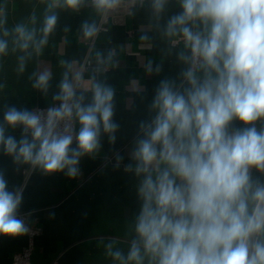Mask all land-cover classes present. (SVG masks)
Segmentation results:
<instances>
[{
  "label": "clouds",
  "instance_id": "clouds-1",
  "mask_svg": "<svg viewBox=\"0 0 264 264\" xmlns=\"http://www.w3.org/2000/svg\"><path fill=\"white\" fill-rule=\"evenodd\" d=\"M11 2L0 0V155L24 182L10 186L0 169V237L33 231L35 210L22 212L33 174L79 180L82 160L100 158L101 172L135 180L138 205L120 237L100 242L106 264H264V0H35L15 20ZM64 14L82 17L79 56L63 55L73 32ZM134 23L132 54L144 76L161 78L118 150L110 79L129 42L112 33ZM50 48L60 56L55 84ZM9 60L17 79L50 96L47 107L9 103ZM165 63L174 74L162 75ZM124 87L135 111L147 88L135 75Z\"/></svg>",
  "mask_w": 264,
  "mask_h": 264
},
{
  "label": "crops",
  "instance_id": "crops-1",
  "mask_svg": "<svg viewBox=\"0 0 264 264\" xmlns=\"http://www.w3.org/2000/svg\"><path fill=\"white\" fill-rule=\"evenodd\" d=\"M34 2L35 0H12L11 19L26 16ZM80 19L82 17L67 14L61 17V24H70L73 29V32L69 33L70 44L63 52L67 57L79 56L82 53L81 45L74 39ZM63 35L59 32L54 38L55 43L59 44ZM112 39L119 43L129 42V54L125 56L121 69L112 73L110 79L118 88L116 118L121 123L115 148L123 150L134 135L135 122L144 118L152 89L161 77L144 76L138 56L132 54L139 51L136 47L135 23L128 29H114ZM58 52V48H50L45 57L53 68V84L58 81L60 74L57 67L60 58ZM148 55L158 53L140 52V57ZM12 69L13 62L9 60L4 74L10 90L9 103L28 108L48 106L50 96L45 98L40 93L31 91L26 76L17 79ZM174 71L170 63H165L162 75L174 74ZM132 75L142 78V83L147 88L146 97L143 100L137 98L135 111L125 108L128 93L124 83ZM12 134L18 137L19 130ZM109 149L110 146L105 140L102 154L110 155ZM101 163L100 158L95 161L84 158L81 162L83 176L79 180H69L63 174H33L27 181L22 212L35 210L32 217L33 227L39 230L35 239L32 264H106L100 242L109 237H120L126 219L137 210L138 205L133 189L135 180L122 170H112L111 166L101 172ZM0 169L6 170L10 186L24 182V176L17 173L11 160L3 155H0ZM28 241V236L0 237V264H11L13 256L22 250Z\"/></svg>",
  "mask_w": 264,
  "mask_h": 264
},
{
  "label": "built area",
  "instance_id": "built-area-1",
  "mask_svg": "<svg viewBox=\"0 0 264 264\" xmlns=\"http://www.w3.org/2000/svg\"><path fill=\"white\" fill-rule=\"evenodd\" d=\"M35 107H47V106H35ZM39 234V230L33 227V231L28 235V244L19 252H17L12 259L11 264H32V256L35 248V239Z\"/></svg>",
  "mask_w": 264,
  "mask_h": 264
}]
</instances>
